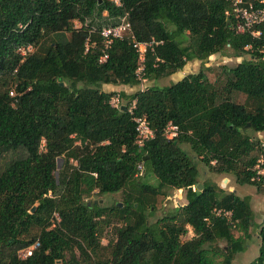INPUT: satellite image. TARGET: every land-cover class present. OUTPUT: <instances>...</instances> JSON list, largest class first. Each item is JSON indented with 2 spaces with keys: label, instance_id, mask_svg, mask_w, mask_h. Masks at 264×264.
<instances>
[{
  "label": "trees",
  "instance_id": "trees-1",
  "mask_svg": "<svg viewBox=\"0 0 264 264\" xmlns=\"http://www.w3.org/2000/svg\"><path fill=\"white\" fill-rule=\"evenodd\" d=\"M123 19L136 41L152 43L145 81L190 62L201 68L166 87L102 91L140 86L131 41L105 48L99 35ZM216 55L241 61L212 79L205 64ZM116 95L119 109L109 103ZM136 118L153 132L142 147ZM262 132L264 22L239 33L228 2L0 0V264H233L256 226L250 199L200 182L196 161L264 193L253 171L264 158L254 135ZM173 191H184L186 203L155 218ZM118 193L122 205L100 203ZM92 195L100 199L85 200ZM114 221V240L102 246ZM189 229L194 236L182 241ZM256 238L249 264H264V217Z\"/></svg>",
  "mask_w": 264,
  "mask_h": 264
},
{
  "label": "rangeland",
  "instance_id": "rangeland-1",
  "mask_svg": "<svg viewBox=\"0 0 264 264\" xmlns=\"http://www.w3.org/2000/svg\"><path fill=\"white\" fill-rule=\"evenodd\" d=\"M75 27H79L80 24L79 22L75 21L74 22ZM33 50L31 49L32 52ZM241 59H228L224 58L222 56L216 55L212 58H210V61L205 64V67H210L212 69L210 77L213 79L214 75L217 74L218 68L220 66H228L232 67L236 65L238 62H240ZM201 64L197 61L195 62H190L187 64L181 72H178L171 76L170 78H165V79H160L157 81H146L144 83V89L154 87V86H159V87H166L169 86L171 83H175L178 80L182 79L188 74L191 73H197L198 70L201 68ZM107 86L112 87L113 85H105L102 86V91H107ZM140 89V87L136 88V90ZM124 92V91H121ZM127 94H131L134 91H127ZM255 137H257L261 143L264 144V132L262 133H254ZM260 159V158H259ZM258 159V160H259ZM257 160V161H258ZM256 161V163H257ZM255 163V166H256ZM196 166L198 170V180L200 182H203L205 179H210L219 185L220 188H223L225 191L229 192H235L236 195L239 197H248L251 202V208L253 210L254 214V222L256 224L255 228H252L250 231V240H248L246 250L243 253H240L235 256V259L233 261V264H249L251 263L259 253V241L256 238L257 233H258V226L262 222V219L264 217V193H257L255 188L251 185H240L236 182L235 178L233 176H227L228 182H223L222 177H219L217 175H214L208 171V169L200 162L196 161ZM254 166V168H255ZM152 181V180H151ZM97 198L96 195H92L89 198H86L85 200H91V201H96ZM161 200V199H160ZM118 202L119 204L122 205V195L121 193L114 194V195H106L105 197H102L100 199L101 204H105L107 206H111L112 204ZM186 203L185 200V192L184 191H173L172 195L170 198H166L160 202L157 203L156 209L154 212V217L158 218L163 215V213H167L173 208L178 207V205H183ZM121 223H118L114 221L106 230L104 231L101 239V245L102 246H107V244L114 240V232L115 228L119 227ZM234 236H239V233L235 230H233ZM194 236L193 232L189 229L188 234L184 237H182V241H186L191 239ZM224 244L220 243L218 246L222 247ZM34 248H28L26 250H22L19 252L20 258L24 259L26 258L31 250ZM103 253V251H102Z\"/></svg>",
  "mask_w": 264,
  "mask_h": 264
},
{
  "label": "built area",
  "instance_id": "built-area-1",
  "mask_svg": "<svg viewBox=\"0 0 264 264\" xmlns=\"http://www.w3.org/2000/svg\"><path fill=\"white\" fill-rule=\"evenodd\" d=\"M117 1V0H116ZM228 2L231 5L232 15L234 16V19L236 20L237 24V31L239 33L243 32H251L252 29L264 22V0H251V1H244V0H224ZM259 4L258 5H256ZM256 34H259L258 32ZM100 38L102 39L103 45L105 48H108L112 42L116 39H128L131 41V44L133 48L136 50L138 54V60H139V68L137 70V76L138 80L140 81V90H144V83L146 82L142 76L141 73L143 71V65L145 60V53L146 49L151 47L152 43H141L135 40L133 33L129 27V25L126 22V19H123V21L114 27H108L104 28L100 32ZM88 44H85L86 50L88 49ZM32 48H28L27 50H20V53L22 55H25L26 52L31 51ZM107 59V55H104L101 57L100 62H105ZM110 105L111 107L115 109H119L121 106V100L118 95L113 96L110 99ZM135 101L132 102V107H134ZM135 131H136V145L138 147H142L144 143L153 137V132L151 131L147 121L142 118H136L135 119ZM164 136L171 140L177 136V128L173 126L171 123H169L164 132ZM138 170H142V165L138 164ZM256 174V179H259L260 177H264V158L261 157L257 163L255 168L253 169ZM215 215H221L220 211H216ZM222 215L224 217H227L228 219L231 216L230 212H223Z\"/></svg>",
  "mask_w": 264,
  "mask_h": 264
},
{
  "label": "crops",
  "instance_id": "crops-1",
  "mask_svg": "<svg viewBox=\"0 0 264 264\" xmlns=\"http://www.w3.org/2000/svg\"><path fill=\"white\" fill-rule=\"evenodd\" d=\"M103 86H105V85H103ZM126 90L127 91H135L136 88L135 87L130 88L128 86H122V85L121 86H112V87H108L107 86V91H105V92H115V93H119L121 91H124L125 93H127ZM221 179H223V182L224 183L225 182H228L227 176H223Z\"/></svg>",
  "mask_w": 264,
  "mask_h": 264
},
{
  "label": "water",
  "instance_id": "water-1",
  "mask_svg": "<svg viewBox=\"0 0 264 264\" xmlns=\"http://www.w3.org/2000/svg\"><path fill=\"white\" fill-rule=\"evenodd\" d=\"M60 86H63V83H60ZM61 163H62V161L59 162V165H58L59 167H61ZM199 188H201V186H199ZM189 190H192V188H190ZM33 211H34V208L32 209V212Z\"/></svg>",
  "mask_w": 264,
  "mask_h": 264
}]
</instances>
